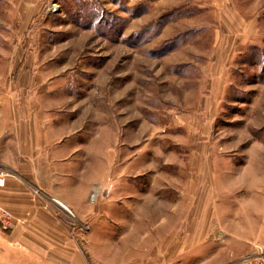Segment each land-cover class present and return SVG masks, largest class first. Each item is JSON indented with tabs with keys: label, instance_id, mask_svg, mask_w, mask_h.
Listing matches in <instances>:
<instances>
[{
	"label": "rangeland",
	"instance_id": "374dc122",
	"mask_svg": "<svg viewBox=\"0 0 264 264\" xmlns=\"http://www.w3.org/2000/svg\"><path fill=\"white\" fill-rule=\"evenodd\" d=\"M18 31L26 47L39 45L40 73L63 96L57 121L80 134L85 160L105 140L106 171L131 166V183L152 188L158 206L216 187L234 209L264 210V0H0V61L33 57L10 50ZM3 70L0 93L16 89V67ZM96 189L82 220L90 229L79 226L88 263L142 264L121 257L138 243L114 226L116 212L98 210ZM261 227L245 255L264 253Z\"/></svg>",
	"mask_w": 264,
	"mask_h": 264
},
{
	"label": "crops",
	"instance_id": "0c3cea01",
	"mask_svg": "<svg viewBox=\"0 0 264 264\" xmlns=\"http://www.w3.org/2000/svg\"><path fill=\"white\" fill-rule=\"evenodd\" d=\"M20 34L18 31L10 50H32L33 57L0 61V72L12 66L17 72L16 89L12 86L0 93V170L6 174L5 184L0 186V204L14 218L13 229H0V264H89L79 246L89 231L79 226L90 221L87 213L95 206L88 202V195L95 188L98 210L116 212L114 226H128L138 243L131 246L135 254H121L125 260L137 259L142 264H231L253 249L264 220V210L257 205L234 209L228 200L218 198L224 194L218 188L208 194L194 187L186 194L188 198L158 206L152 188L146 194L131 183L136 175L131 166L125 172L115 166L112 173L106 171L105 140L97 144L101 151L97 149L96 156L94 153L85 160L80 134L72 133L73 125L57 121L63 96L53 91V76L43 78L40 73L43 62L39 45L26 47L20 42ZM117 157L120 162L121 156ZM37 189L41 194H35ZM53 200L64 209L56 207ZM159 207L161 223L155 225L152 212ZM68 210L79 221L71 219ZM127 211L130 218L137 213L125 224L119 212ZM104 217L99 220L101 225L106 222ZM154 242L161 243L159 252L152 251Z\"/></svg>",
	"mask_w": 264,
	"mask_h": 264
},
{
	"label": "built area",
	"instance_id": "2783aa9c",
	"mask_svg": "<svg viewBox=\"0 0 264 264\" xmlns=\"http://www.w3.org/2000/svg\"><path fill=\"white\" fill-rule=\"evenodd\" d=\"M5 175L6 174L0 170V186L5 184ZM93 197L94 195L91 196L92 199ZM68 212L74 216L71 211L68 210ZM13 225L14 222L10 213L0 206V227L9 229L12 228ZM235 264H264V253H259L255 256L245 255Z\"/></svg>",
	"mask_w": 264,
	"mask_h": 264
}]
</instances>
